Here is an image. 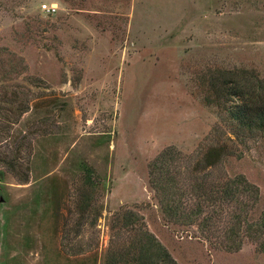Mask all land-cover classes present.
<instances>
[{"label":"rangeland","instance_id":"374dc122","mask_svg":"<svg viewBox=\"0 0 264 264\" xmlns=\"http://www.w3.org/2000/svg\"><path fill=\"white\" fill-rule=\"evenodd\" d=\"M230 80L264 86V0H0V264H264L263 237L228 236L229 214L209 237L151 182L169 150L176 192L241 174L260 217L264 132L230 133L213 86ZM218 144L219 168L194 171Z\"/></svg>","mask_w":264,"mask_h":264},{"label":"trees","instance_id":"16d2710c","mask_svg":"<svg viewBox=\"0 0 264 264\" xmlns=\"http://www.w3.org/2000/svg\"><path fill=\"white\" fill-rule=\"evenodd\" d=\"M213 86L217 98L220 99L218 105L225 114L227 122L232 125L230 132L232 135L240 138L246 133L253 135L256 132H264V86L262 84L259 89H251L239 81L230 80L224 82L221 87L216 83ZM224 99L226 101L222 104L221 101ZM20 111L23 114L27 108L22 107ZM225 152L224 145L213 146L209 149L207 156L205 155V164L195 167L194 171L208 167L212 170L219 168ZM172 155L173 153L169 150L163 151L151 165V182L158 192L163 212L187 224L198 223L209 237L218 231L215 220L229 214L231 224L225 231L228 236L235 237L240 234V243L243 239L241 236H260L263 237L264 248V211L258 218H249L260 196L258 187L241 174L221 183L209 180L207 175L197 177L194 172L191 178H187L186 188L176 192L174 184L177 173L174 170L176 168H172ZM6 165L14 172L17 162L6 160ZM26 167L27 171L20 176L18 174V179L23 183L30 179L28 166ZM147 235L149 243L159 245L155 244L153 235ZM134 259L138 261V258L132 260Z\"/></svg>","mask_w":264,"mask_h":264},{"label":"crops","instance_id":"0c3cea01","mask_svg":"<svg viewBox=\"0 0 264 264\" xmlns=\"http://www.w3.org/2000/svg\"><path fill=\"white\" fill-rule=\"evenodd\" d=\"M33 174L34 173L32 172V174H31L32 180L34 179V175ZM32 184L33 183L30 182V183H28L26 185L27 186L28 185L31 186ZM24 207L25 206H21V208H24ZM4 208H5L4 210H6V211H13L14 212L13 214H7L6 215L7 216V221L6 222L9 223V226L10 227L13 226L16 223H19V222L20 223H23L25 220H23V218H22L23 215L20 212L22 210L23 211L24 210H29L27 208L26 209L24 208V209L21 210L20 206H16L15 208H12V209L10 208L9 209L8 206L4 205ZM66 208H64V204H63L62 207L59 209V212H60L59 213V216H60L59 223L62 222V220H65L66 217H68L67 216L68 214H64V211H65ZM57 234H58V236L60 238V235L62 234V232L60 231V227L58 229V233ZM85 251H87V250H85V249H78V250H75V251L71 252V251H69V249H67V250L66 249H63V252L66 253L69 256V259H80V258H87L88 256H91V258H95L96 259V264H101V258H100V256H97L95 254V257H93V255H91L92 252H89V251L88 252H85Z\"/></svg>","mask_w":264,"mask_h":264}]
</instances>
